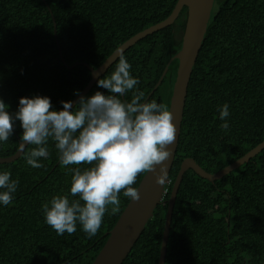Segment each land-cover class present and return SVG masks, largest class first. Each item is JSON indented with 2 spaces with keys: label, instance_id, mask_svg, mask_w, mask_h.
<instances>
[{
  "label": "trees",
  "instance_id": "obj_1",
  "mask_svg": "<svg viewBox=\"0 0 264 264\" xmlns=\"http://www.w3.org/2000/svg\"><path fill=\"white\" fill-rule=\"evenodd\" d=\"M177 0H0V99L8 111L20 97L47 96L53 109L71 101L121 43L165 19ZM52 16L55 20L53 22ZM187 17L184 6L174 22L137 41L122 55L139 80L145 99L171 57L181 47ZM55 25V26H54ZM67 64L79 62L67 68ZM117 60L99 77L109 75ZM173 59L161 83L145 102L169 108L177 69ZM98 78V79H99ZM97 79V80H98ZM99 88L97 81L84 96ZM132 92L121 97L130 101ZM227 103L229 130L220 125L218 107ZM19 121L0 157L14 154L21 141ZM264 140V0H214L187 87L169 197L181 161L192 157L214 173ZM27 145L16 160L0 163V172L18 180L13 203L0 205V264H92L129 198L119 194L120 211L108 206L91 238L77 223L69 235H57L44 222L41 205L69 194L72 167L62 166L54 142L43 166L27 165ZM144 173L138 174L137 188ZM167 204L158 205L121 264H157ZM164 264H264V148L223 177L209 181L187 169L175 198Z\"/></svg>",
  "mask_w": 264,
  "mask_h": 264
},
{
  "label": "clouds",
  "instance_id": "obj_2",
  "mask_svg": "<svg viewBox=\"0 0 264 264\" xmlns=\"http://www.w3.org/2000/svg\"><path fill=\"white\" fill-rule=\"evenodd\" d=\"M131 65L120 54L114 70L97 80L99 88L90 96L74 93L79 98L75 106L71 101H61L62 108L53 109L47 96L20 97L17 110L8 111L0 99V144L9 140L13 127L19 121L22 128L19 145H33L24 156L27 165L40 168L41 158L47 159V143L54 142L59 163L69 165L89 164L81 169L72 167L69 194L53 196L42 203L44 222L57 235L77 230V223L89 238L101 227L108 206L111 214L120 211L119 194L131 201L139 200L138 189L132 187L138 174L154 171L161 165L156 183H163L162 162L171 155L170 146L176 139V127L170 110L155 100L145 101V93L136 90L139 80L130 75ZM132 92L130 101L121 97ZM220 125L229 130L227 103L218 107ZM8 171L0 172V205L13 203L18 180H12Z\"/></svg>",
  "mask_w": 264,
  "mask_h": 264
},
{
  "label": "water",
  "instance_id": "obj_3",
  "mask_svg": "<svg viewBox=\"0 0 264 264\" xmlns=\"http://www.w3.org/2000/svg\"><path fill=\"white\" fill-rule=\"evenodd\" d=\"M214 0H177L171 13L160 22H157L128 38L121 43L98 67L92 68L86 63L91 71V78L85 87L79 92L80 95H85L92 88L97 79L117 60L120 54L131 47L140 39L145 36L162 29L174 22L178 17L181 9L187 7V17L183 30V37L180 49L175 53L168 64L162 71L160 78L155 84L149 95L155 90V88L161 83L163 76L165 75L169 63L173 60H177V69L172 86V93L169 103V110L172 115V122L176 127V139L170 146L171 155L169 158L162 162L164 168L163 183H156V176L160 174L161 165L155 166L154 171L144 173L138 186L139 200L131 201L129 199L125 208L122 210L119 218L117 219L113 228L109 231V236L100 249L99 253L93 260L92 264H121L125 257L132 249L134 243L140 236L144 229V226L148 220L152 217L155 208L158 205L167 204L164 227L162 232L159 258L157 264H164L167 249V240L170 229V223L172 219V212L174 208L175 198L177 191L182 180V177L187 169H192L197 175L205 178L209 181H214L231 172L233 169L239 167L244 162H247L251 157L256 155L264 148V140L258 143L255 147L246 152L243 156L234 160L230 164L224 166L220 170L210 173L203 169L192 157H186L181 161L179 170L176 174L173 182L169 197L167 200L163 199L166 186L170 182V171L175 158L176 149L178 145L179 135L181 131V122L183 118L184 104L187 95V87L189 84L190 76L193 66L196 62L198 53L200 51L205 33L207 31L209 19L212 13ZM53 22L55 20L52 16ZM55 26V25H54ZM59 55L62 58L61 51ZM63 63L67 68L74 67L79 64L75 62L67 64L64 60ZM148 95V96H149ZM147 96V98H148ZM78 96L71 100L73 106H75ZM145 99V101L147 100ZM144 101V102H145ZM22 140L19 141L16 152L7 157H0V163L11 162L21 156L25 147L20 150L19 145Z\"/></svg>",
  "mask_w": 264,
  "mask_h": 264
}]
</instances>
